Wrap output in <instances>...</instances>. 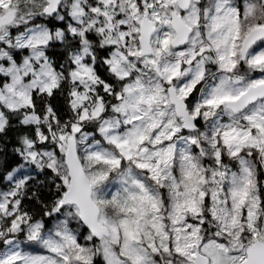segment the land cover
Segmentation results:
<instances>
[{
    "label": "rangeland",
    "instance_id": "374dc122",
    "mask_svg": "<svg viewBox=\"0 0 264 264\" xmlns=\"http://www.w3.org/2000/svg\"><path fill=\"white\" fill-rule=\"evenodd\" d=\"M67 2L68 29L79 37L70 53L75 121L69 132H56L57 148L64 156L66 140L75 138L98 221L108 235L97 236L94 246L89 233L78 240L74 206L45 230L16 214L13 233L29 225L22 240L5 239L0 264H90L95 251L104 264H192L196 252L209 264H241L248 244L264 242V197L252 162L255 158L259 164L264 193V97L238 115L226 102L264 82L263 42L251 47L239 65L243 38L264 25L261 0H190L181 14L191 28L182 48L171 46L170 14L179 12L175 0H97L94 7H85L86 0ZM45 6V0H0V20L10 15L0 22V103L5 109L30 106L34 90L49 93L57 83L44 50L50 42L66 45L64 33L41 24L25 26ZM144 14L154 26L153 55L140 54ZM90 30L110 46L105 62L123 80L117 103L98 126L104 143L82 129L103 112L95 95ZM25 48L27 54L16 61L14 55ZM211 59L214 71L207 69ZM196 84L194 98L186 101ZM168 85L186 102L199 128L181 133ZM5 122L0 108V129ZM23 122L37 125V118L29 114ZM222 148L235 158L233 164L222 160ZM58 151L30 150L28 160L37 169L44 163L57 167ZM13 212L14 205L0 201L1 220Z\"/></svg>",
    "mask_w": 264,
    "mask_h": 264
},
{
    "label": "trees",
    "instance_id": "16d2710c",
    "mask_svg": "<svg viewBox=\"0 0 264 264\" xmlns=\"http://www.w3.org/2000/svg\"><path fill=\"white\" fill-rule=\"evenodd\" d=\"M204 1L206 2V0ZM97 4H99L97 0H86L85 7L88 5L94 7ZM68 5L67 0H62L54 16L35 14L25 24V26L41 24L51 32L60 30L64 33L66 45L50 42L44 50L53 71L58 76L56 85L49 93L34 90L31 94V105L18 110L5 109L0 103V108L6 118L5 125L0 129V201L5 200L9 206L14 205L16 211L10 216L7 215V218L0 219V250L5 246L4 241L7 238L22 240L25 225L40 222L44 230L48 229L55 220L62 218L64 211L73 208L72 205L61 206V197L67 188L68 179L62 153L57 148L59 135L56 133L57 131L69 132L70 124L75 121V112L70 96L72 86L70 53L71 49L78 45L79 37L68 29L71 21ZM262 9L264 12V4H262ZM90 31L86 32V38L92 50V68L98 79L95 85V95L103 105V112L100 117L84 122L82 129L91 132L95 139L103 142L98 132V126L102 117L111 114V106L117 103V95L122 89L123 80H119L105 62L110 53V46L101 44L99 36L93 30ZM27 51L25 48L19 54H15V60L19 62L20 57L26 55ZM209 67L211 70H215V65H210L207 69ZM198 85L200 84L194 86L186 101L194 98L193 95L199 89ZM29 114L37 118V125L23 122V118ZM196 124L199 128L198 121ZM181 133L185 135L186 131L182 130ZM39 135H43L44 139L40 140ZM30 150H34L38 154L48 150L58 151L57 158L61 164H57V167H48L44 163L40 169H37L35 163L28 160L27 152ZM224 150L222 148L220 153L222 160L228 165L233 164L235 158H229ZM252 162L256 163L255 180L263 199L264 193L260 185L263 175L255 158ZM16 170L20 172L17 174ZM16 214L23 216L29 224H21L23 228L19 232L13 233L10 230V225ZM77 222V239L80 240L81 236L87 235L88 232L79 221ZM71 226L73 227L74 224L71 223ZM91 239L93 246L96 245L98 238L92 237ZM90 264H104L99 252H93Z\"/></svg>",
    "mask_w": 264,
    "mask_h": 264
},
{
    "label": "water",
    "instance_id": "95a60500",
    "mask_svg": "<svg viewBox=\"0 0 264 264\" xmlns=\"http://www.w3.org/2000/svg\"><path fill=\"white\" fill-rule=\"evenodd\" d=\"M46 6L41 14L44 16H54L61 5L62 0H45ZM179 12L172 11L170 14V26L174 32L171 42L173 48H182L186 45L191 33L189 28L182 20L181 14L189 8L190 0H175ZM264 3V0H262ZM10 15L1 19L0 22L7 21ZM154 30L152 22L144 14L140 24L138 44L141 55H153L150 47V35ZM264 40V26L252 28L246 35L242 44V53L249 47V43H256ZM157 72V69L155 68ZM158 73V72H157ZM168 100L174 106L175 116L180 118L184 131H194L198 128L195 119L189 114L186 102L177 95L173 86L166 88ZM264 97V82L250 85L236 99L226 102V107L232 113L238 115L242 113L252 102ZM64 165L67 171V188L61 197V206L72 205L77 209L78 221L83 228L92 236L108 235L106 227L98 221L99 209L92 200V186L86 176L82 163L78 156L76 140L69 137L66 140V149L63 156ZM245 259L241 264H264V242L254 241L246 246ZM192 264H209L208 259L195 253Z\"/></svg>",
    "mask_w": 264,
    "mask_h": 264
},
{
    "label": "flooded vegetation",
    "instance_id": "af4514ba",
    "mask_svg": "<svg viewBox=\"0 0 264 264\" xmlns=\"http://www.w3.org/2000/svg\"><path fill=\"white\" fill-rule=\"evenodd\" d=\"M261 2H262V4H264L262 0H261ZM260 26H264V25H260ZM255 27H258V26H255ZM253 28H254V27H253ZM251 29H252V28H251ZM251 29H250V30H251ZM250 30H249V31H250ZM249 31H248V32H249ZM248 32H247V34H248ZM247 34H246V35H247ZM246 35H245V37H246ZM245 37H244L243 39H245ZM188 38H189V37H188ZM242 41H243V40H242ZM262 42L264 43V40H263V41H260V42L253 43V44H252V43H249V47H248L245 51H243V54H242V58H243V59H242L241 62H239V65H240V66H242V64H243L242 62L244 61V58L247 56L246 53H248L249 49H250L251 47L255 46V44L262 43ZM242 44H243V43H241V46H242ZM241 46H240V47H241ZM241 52H242V49H241ZM209 57L212 58V55L209 54L208 59H209ZM211 60H213V62L210 63L209 66H210V65H215V63H214V59H211ZM259 83H261V82H259Z\"/></svg>",
    "mask_w": 264,
    "mask_h": 264
}]
</instances>
